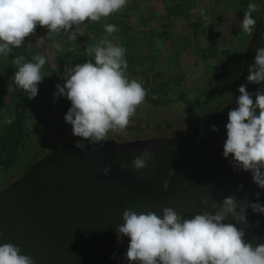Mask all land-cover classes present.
I'll return each instance as SVG.
<instances>
[{
  "label": "clouds",
  "instance_id": "clouds-1",
  "mask_svg": "<svg viewBox=\"0 0 264 264\" xmlns=\"http://www.w3.org/2000/svg\"><path fill=\"white\" fill-rule=\"evenodd\" d=\"M127 3L128 0H0V56L23 46L25 38L33 35L38 25L47 29L48 36L70 32L86 21L99 22L119 12ZM257 8L255 2L247 5L240 21L243 33L251 34L256 29L253 13ZM204 11L201 9L202 16ZM118 30L116 24L106 23L105 37L87 49L93 58L66 66L64 83L57 84L54 93V98L64 97L71 103L64 120L73 135L90 140L92 145L105 141L110 131L127 135V126L147 95L143 85L127 74V49L108 38ZM70 38L77 39L75 31H71ZM46 62L43 54L31 60L22 55L15 57L18 67L12 83L28 93L29 99L38 95ZM248 73V83L264 84V46L256 48ZM239 93L238 106L228 112L223 156L230 158L234 170L250 172L253 182L264 190V88L251 93L247 84H242ZM211 130L215 132L218 128L212 125ZM149 163L156 161L145 148L121 168L143 175ZM111 171L108 165L102 173L108 175ZM238 188L243 191V184ZM255 195L259 200L261 193ZM201 204L211 210L186 216L172 207L163 208L161 213L125 209L122 222L115 228L118 242L125 237L129 241L124 259L128 264H264V242L253 244L246 239V231L237 226L249 224V208L264 214V204L247 198L241 203L235 195L220 201H210L205 196ZM116 257L114 252L113 258ZM0 264H35V260L21 254L18 246L3 243Z\"/></svg>",
  "mask_w": 264,
  "mask_h": 264
},
{
  "label": "water",
  "instance_id": "water-1",
  "mask_svg": "<svg viewBox=\"0 0 264 264\" xmlns=\"http://www.w3.org/2000/svg\"><path fill=\"white\" fill-rule=\"evenodd\" d=\"M260 46H264V0L236 92L223 109L184 136L121 143L105 140L80 147L68 142L48 153L0 191V244L18 246L35 264H128L124 259L128 238L118 242L115 231L125 209L161 213L172 207L190 216L211 210L201 204L202 197L220 201L228 195L241 203L247 198L264 204V190L253 182L251 173L234 170L230 158L223 156L228 112L238 106L239 87L247 84L251 93L264 88L246 80ZM212 125L218 130L212 131ZM145 148L156 163H149L143 175L121 168ZM108 165L112 171L104 175ZM247 219L249 224L237 225L246 231V239L264 242V214L249 208Z\"/></svg>",
  "mask_w": 264,
  "mask_h": 264
},
{
  "label": "rangeland",
  "instance_id": "rangeland-1",
  "mask_svg": "<svg viewBox=\"0 0 264 264\" xmlns=\"http://www.w3.org/2000/svg\"><path fill=\"white\" fill-rule=\"evenodd\" d=\"M241 2L245 11L247 8L243 0ZM260 2L263 0H257V4ZM82 25L84 24L80 26ZM116 25L120 30L129 28L126 23L124 26V22ZM80 26L75 27L77 39L72 40L65 32L48 36L47 29L38 25L36 32L25 38L23 46L13 49L17 56L22 55L29 60L38 54H43L47 62L42 68L44 79L38 86V95L29 99L28 93L22 90L25 105L22 106L21 113L27 135L20 149L17 165L8 172L0 168V191L19 179L36 161L62 148L66 143L70 142L79 147L91 143L90 140L74 136L71 126L65 122L64 116L71 107L70 101L64 97L54 98V93L57 91L56 85L64 83L62 77L65 67L84 63V57H86L84 52H88L91 40L94 41V38L99 35L97 33L99 29L94 30L90 27L86 34H83ZM102 26L103 23L98 28L101 29ZM246 36L244 33V37ZM118 40L124 42L123 39ZM122 43L118 44L127 49L125 57L128 62L127 74L129 78L136 79L143 85L147 95L144 103L138 106L135 115L131 118L127 126V135L111 131L108 133L106 140L115 142L168 138L172 135L178 137L192 132L202 123V118L206 119L217 113L231 101L236 92L234 86L238 72L243 66L247 48L243 43L242 56L235 58L236 65L232 62L227 64L229 68L231 64L232 69L228 71V76L224 75L222 81L219 79L212 82L203 94L196 93L183 98L180 94L181 87L177 84L178 80V82L171 80V84L174 85L168 86V84L165 85L167 83L163 79L165 77H154L146 68H138L139 62L136 61V56ZM156 58H158L157 55L150 57L151 70H153L152 61ZM4 59V56H0L2 60L0 62V131L3 123H10L14 119L10 96L14 91L12 77L18 67L14 63L15 59ZM9 84H11L10 88ZM195 88L200 89L199 85Z\"/></svg>",
  "mask_w": 264,
  "mask_h": 264
},
{
  "label": "crops",
  "instance_id": "crops-1",
  "mask_svg": "<svg viewBox=\"0 0 264 264\" xmlns=\"http://www.w3.org/2000/svg\"><path fill=\"white\" fill-rule=\"evenodd\" d=\"M201 9L205 10L203 16ZM243 17L241 0H128L119 12L99 21L103 26L97 28L99 35L89 47L105 37L106 23L128 24L129 28L119 29L120 33L108 38L116 44L123 39L122 44L136 56L137 67L146 68L154 77H165V85L178 80L180 94L186 98L203 94L212 82L228 76L232 65L229 68L227 64L242 56L243 43L248 46L242 41ZM85 23L80 26L83 34L89 30ZM71 31L65 34L71 35ZM84 53L85 62L93 58ZM153 55L158 58L152 61L151 70ZM4 57L9 60V56ZM197 85L200 89L195 88Z\"/></svg>",
  "mask_w": 264,
  "mask_h": 264
},
{
  "label": "trees",
  "instance_id": "trees-1",
  "mask_svg": "<svg viewBox=\"0 0 264 264\" xmlns=\"http://www.w3.org/2000/svg\"><path fill=\"white\" fill-rule=\"evenodd\" d=\"M250 2H255L257 4V0H243V3L245 4L246 8ZM261 4L262 2L257 4L258 9L255 13H253V16L256 19H258L260 9H261ZM86 24L88 27L93 28L94 30H97L99 25H101L102 23L86 21ZM252 33L247 34V36L244 38L243 41L244 42L247 41L249 43ZM17 55L18 54L15 51H13L7 56H9L8 57L9 60H14L15 57H17ZM234 64L236 65L235 62ZM241 71H242V68L238 72V78L234 86L235 90L238 85L237 81H239V76H240ZM0 94H1V88H0ZM10 97H11L10 98L11 104L13 106L12 113H13L14 119L10 123H3L2 130L0 131V168L5 172L10 171L12 168H14L17 165L18 160H19L20 149L27 135L26 129L24 126V117L21 113V108L23 105H25V98L23 96L22 89L14 85V91L12 92ZM204 120L205 118H202V121Z\"/></svg>",
  "mask_w": 264,
  "mask_h": 264
},
{
  "label": "flooded vegetation",
  "instance_id": "flooded-vegetation-1",
  "mask_svg": "<svg viewBox=\"0 0 264 264\" xmlns=\"http://www.w3.org/2000/svg\"><path fill=\"white\" fill-rule=\"evenodd\" d=\"M186 135V134H185ZM182 136V135H181ZM171 137H177L176 135L174 136V135H172ZM169 138V137H168ZM145 173V172H144ZM143 173V174H144ZM151 174H152V172H149V175H148V178L151 176ZM168 181L166 182V184H165V186H168Z\"/></svg>",
  "mask_w": 264,
  "mask_h": 264
}]
</instances>
